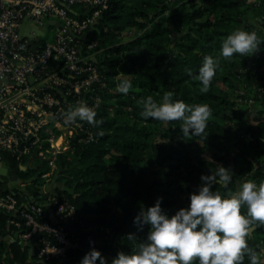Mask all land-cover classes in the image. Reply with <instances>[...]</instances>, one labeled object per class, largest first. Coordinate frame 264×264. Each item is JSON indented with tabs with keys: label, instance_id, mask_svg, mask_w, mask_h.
Returning <instances> with one entry per match:
<instances>
[{
	"label": "trees",
	"instance_id": "trees-1",
	"mask_svg": "<svg viewBox=\"0 0 264 264\" xmlns=\"http://www.w3.org/2000/svg\"><path fill=\"white\" fill-rule=\"evenodd\" d=\"M241 27L264 37V0H109L86 34V41H96L93 64L106 82L93 92L100 96L95 108L103 123L85 121L93 140L77 142L78 133L72 149L58 155L61 174L51 180L64 184L54 192L76 208L67 225L75 246L47 264H79L93 247L109 261L119 251H134L150 230L134 222L142 209L158 197L170 215L188 206L202 174L219 164L233 175L217 190L236 191V179L239 186L264 182V44L252 55L222 59L207 92L197 78L203 57L218 56L222 40ZM124 79L134 85L127 95L118 91ZM167 91L173 99L212 107L204 134L185 135L182 121L140 115L142 97L161 101ZM44 169L39 165L21 176ZM7 218L0 213V264H43L36 257L28 261L22 243L2 240L1 231L12 227ZM254 226L248 245L262 256L264 225ZM241 264H250L247 254Z\"/></svg>",
	"mask_w": 264,
	"mask_h": 264
},
{
	"label": "built area",
	"instance_id": "built-area-1",
	"mask_svg": "<svg viewBox=\"0 0 264 264\" xmlns=\"http://www.w3.org/2000/svg\"><path fill=\"white\" fill-rule=\"evenodd\" d=\"M108 3L0 0V170L6 168L8 158L19 166H46L36 172L38 183L22 179L19 189L0 191V213H6L7 224L12 225L9 243L38 236L36 259L57 258L75 246L67 225L76 208L52 192L50 185L61 174L58 155L72 149L74 137L80 133V143L94 138L85 121L64 126L62 113L80 102L95 108L100 101L93 92L106 82L93 64L96 41H86V34ZM49 32H54L52 41L45 39ZM237 127L235 123L232 129ZM4 176L0 172V179ZM31 195L49 203L53 217L32 202Z\"/></svg>",
	"mask_w": 264,
	"mask_h": 264
},
{
	"label": "clouds",
	"instance_id": "clouds-1",
	"mask_svg": "<svg viewBox=\"0 0 264 264\" xmlns=\"http://www.w3.org/2000/svg\"><path fill=\"white\" fill-rule=\"evenodd\" d=\"M264 37L256 31L237 28L221 42L219 55L206 54L199 67L198 80L201 91L207 92L213 78L221 67L222 59L252 55L260 50ZM133 82L124 79L118 91L127 95ZM174 93L167 91L161 101L152 95L141 98L143 110L140 115L147 120L182 121L185 135L199 136L205 133L213 113L207 104H190L183 99H173ZM86 121L96 126L103 121L97 119L96 108L86 102L69 106L62 113L64 126H75ZM103 134V130H100ZM233 169L217 165L209 174H202L203 183L190 194L188 206L180 207L174 214L162 208L163 197L142 209L134 218L138 224H149L145 240L140 241L134 251H119L111 261L93 247L79 264H241L247 254L250 264H264V257L248 245V237L255 224L264 225V182L246 180L234 192H223L214 186L226 187L232 181ZM246 211L242 212V207Z\"/></svg>",
	"mask_w": 264,
	"mask_h": 264
},
{
	"label": "crops",
	"instance_id": "crops-1",
	"mask_svg": "<svg viewBox=\"0 0 264 264\" xmlns=\"http://www.w3.org/2000/svg\"><path fill=\"white\" fill-rule=\"evenodd\" d=\"M9 159V162L6 163V173L3 174L5 175L4 177L5 178H1L0 179V191L4 188H8V187H11L12 189H19V183H21L23 177L21 176V173L22 172H27L29 170H32L33 167L30 165H25V166H19V165H16L14 163H12L10 161V158ZM36 174V173H35ZM34 174V175H35ZM33 175V176H34ZM15 176L14 179H12V177ZM30 178V177H29ZM29 178L27 180H29ZM18 180H20V182H18ZM56 182H53L51 185H50V189L52 188L53 184H55ZM27 189L32 191V185L31 184H28L27 186ZM9 229L6 228V229H3L1 232H2V240L5 241L6 244H10L9 243ZM17 241L19 243H22L24 247L27 248V250L29 251L33 245L29 244L28 242H30V240H24V241H20L17 239ZM24 242H27V245L24 244Z\"/></svg>",
	"mask_w": 264,
	"mask_h": 264
},
{
	"label": "water",
	"instance_id": "water-1",
	"mask_svg": "<svg viewBox=\"0 0 264 264\" xmlns=\"http://www.w3.org/2000/svg\"><path fill=\"white\" fill-rule=\"evenodd\" d=\"M239 21H241V19H239ZM243 26H245V24H243ZM93 60H95V57L93 58ZM251 63L252 62L250 61L249 62V66L251 65ZM59 93H62V92L60 91ZM236 161H237V158L234 157V163H235V165L237 163ZM0 172L2 174H5L6 173V169L5 168H1ZM14 178H15V176L12 177V179H14ZM37 178H38V175L35 174L34 176H32V177L29 178V182L31 183L34 180H36ZM18 182H20V180H18ZM235 185H236V190H237L238 187H239V180L238 179L235 180ZM56 186L63 187L64 184L62 182H57V183L53 184V186L51 188V191L52 192L55 191ZM30 200L32 202L36 203V204H40V205L46 207L49 210V212H50V216L53 217L52 206L49 203L40 202V201L36 200L33 195L30 196ZM254 227L255 226H253V229H254ZM250 233H252V231ZM37 238H38V236H35V237H33L32 240H30V242H28L29 244L33 245V247L29 250V254H28L29 255V259H28V261H30L32 258H35V241L37 240ZM24 244L27 245V242H24ZM36 261H37V263L47 264L46 260H44V259H37Z\"/></svg>",
	"mask_w": 264,
	"mask_h": 264
},
{
	"label": "rangeland",
	"instance_id": "rangeland-1",
	"mask_svg": "<svg viewBox=\"0 0 264 264\" xmlns=\"http://www.w3.org/2000/svg\"><path fill=\"white\" fill-rule=\"evenodd\" d=\"M53 33H54V32H53ZM53 33H52V32H49L48 35L45 37V39L52 41L53 38H54ZM263 250H264V249H263ZM263 250H262V252H263ZM262 256H264V255H262Z\"/></svg>",
	"mask_w": 264,
	"mask_h": 264
}]
</instances>
